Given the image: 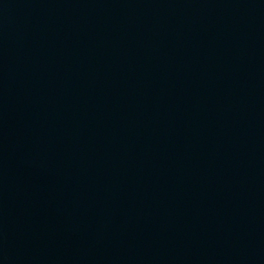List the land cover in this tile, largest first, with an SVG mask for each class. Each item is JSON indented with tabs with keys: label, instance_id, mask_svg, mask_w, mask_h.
<instances>
[{
	"label": "water",
	"instance_id": "95a60500",
	"mask_svg": "<svg viewBox=\"0 0 264 264\" xmlns=\"http://www.w3.org/2000/svg\"><path fill=\"white\" fill-rule=\"evenodd\" d=\"M0 264H264V0H0Z\"/></svg>",
	"mask_w": 264,
	"mask_h": 264
}]
</instances>
